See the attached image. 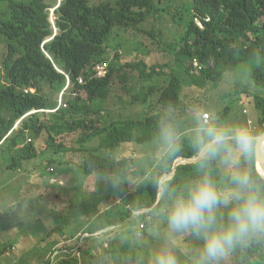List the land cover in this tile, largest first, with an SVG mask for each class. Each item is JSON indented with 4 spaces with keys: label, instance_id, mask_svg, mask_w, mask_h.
Listing matches in <instances>:
<instances>
[{
    "label": "trees",
    "instance_id": "16d2710c",
    "mask_svg": "<svg viewBox=\"0 0 264 264\" xmlns=\"http://www.w3.org/2000/svg\"><path fill=\"white\" fill-rule=\"evenodd\" d=\"M189 1L190 6L173 18L176 24L187 22L185 32L176 46H168L155 30L142 29L151 19L170 14V9L161 7L162 0H0V38L6 42L1 62L5 75L0 76V169L12 175L28 166L32 176L73 173L83 179L68 214L89 216L83 230L87 227L91 236L125 222L138 225L147 215L134 217L135 213L161 205L155 206L158 196L150 183L137 188L129 177L153 171L141 169L137 161L149 143L161 105L172 103L178 110L194 105L183 100V75L196 87L217 86L226 73L242 70L250 54L264 51V0ZM117 30L147 35L154 50L163 52L168 61L148 64L152 48L147 44L145 58L122 61L121 47L112 49L109 44ZM109 49L114 52L110 62ZM105 64L102 72L99 67ZM254 79L264 87V68L255 70ZM124 96L142 107L138 118L116 120L105 108L110 99L122 101ZM254 102L260 113L256 125L264 128V97H254ZM216 111L227 120L231 108ZM190 157L186 148L171 159L168 176L177 159ZM192 174V164L180 165L175 178L182 182ZM109 176L118 177V182H108ZM18 202L0 212V233L20 225L15 220L26 211L21 212L23 204ZM58 231L68 241L76 238L75 233L70 237ZM22 243L20 239L13 245ZM55 247L59 256L73 250L53 240L45 255ZM48 260L46 264H51ZM261 261L264 244H257L237 253L232 264H264ZM59 264L78 263L73 258Z\"/></svg>",
    "mask_w": 264,
    "mask_h": 264
},
{
    "label": "clouds",
    "instance_id": "9594fccd",
    "mask_svg": "<svg viewBox=\"0 0 264 264\" xmlns=\"http://www.w3.org/2000/svg\"><path fill=\"white\" fill-rule=\"evenodd\" d=\"M264 68V51L253 52L242 73L249 91L256 90L254 72ZM191 152L193 174L178 181L168 177V164L185 149ZM264 128L253 119L225 120L215 109L199 104L178 110L165 103L137 161L148 175L129 177L137 188L150 183L161 205L146 214L149 235L158 246L149 264H184L178 241L187 234V264H232L237 253L264 244ZM167 177V178H165ZM117 183L118 177L109 176ZM159 223H156V222ZM142 246V233H133Z\"/></svg>",
    "mask_w": 264,
    "mask_h": 264
},
{
    "label": "rangeland",
    "instance_id": "374dc122",
    "mask_svg": "<svg viewBox=\"0 0 264 264\" xmlns=\"http://www.w3.org/2000/svg\"><path fill=\"white\" fill-rule=\"evenodd\" d=\"M58 1L61 2L62 0ZM102 1L108 0H94V3ZM187 5L190 6L189 0H162L161 7L170 9V14L157 16L158 20L151 19L143 25L142 29L146 32L155 30L156 33H159L164 45L176 46L185 32L187 22L184 20L176 24L173 18L178 11H182V8ZM185 18L187 17L185 16ZM207 19L210 20V18ZM50 20L56 32L54 10L51 11ZM109 44L112 49L113 47H121V60L124 62L145 58L144 54L147 47L144 44L152 48V52L146 58L148 64H164L169 59L163 52L154 50L156 46L150 44V40L145 34H134L133 32L117 30L114 32ZM5 45V40L0 38V76L2 77L5 75L1 65L5 55ZM113 54L114 52L109 49L108 55L110 59L108 62L112 60ZM172 66L176 70L175 63ZM242 70L226 73L222 82L217 86L208 83L205 87H196L191 84L187 76L183 75L186 81L183 100L215 110L230 107L231 113L227 120L246 121L253 119L257 124L260 113L254 107V97H264V87L257 86L255 91H249L245 84V76ZM120 94L122 93L118 91V95ZM60 101H62V95ZM105 108L110 111L112 118L116 120L138 118L142 111V107L139 104L133 103L130 98L125 96L122 101L110 99L109 102L105 103ZM18 125L16 129L19 128ZM97 143L95 142L94 145ZM1 157L0 153V159ZM27 172L28 166H26L24 171L21 170L19 174H30ZM35 174V176L28 175L25 179L22 176L13 179V182H16L19 178V180H24L26 187L23 193H20L17 189L13 190V186L11 190L0 189V211H6L20 203L18 200L23 204L21 212L24 213L26 211L22 219L16 218L15 222L20 223L16 230L9 233H0V264H43L41 261L46 264L49 261L48 259H51V264H59L64 259L73 258L77 260L78 264H149L150 252L158 246L159 242L149 235L151 229L140 231L139 225L144 222L143 220L140 219L138 225L125 222L115 228L106 229V232H99L91 236L87 233V227L85 231L83 230L84 224L88 223L85 217L84 219L83 217H75L70 213V215L68 214L69 205L77 201L75 198L76 190L83 179L76 178L73 173L61 176ZM10 175L8 174V176ZM6 181V176L0 169V184L3 185ZM5 193L11 194V202L5 201ZM56 195H60V198L58 196L54 200ZM52 201H54L53 205H51ZM50 206L53 207L51 208ZM137 216H140L138 212L135 213L134 217ZM71 220H73L72 223H70ZM80 223L82 224L80 225ZM54 227H59L60 231L65 232L70 237H73L75 233L76 238H73L72 241H68L67 236H58L62 245H67L69 249H73L70 255L61 254L59 256L58 247L51 249L52 251L45 255L48 250L50 251L52 241L54 239L58 240L52 234ZM135 232L142 233V246L134 244L133 233ZM78 233L80 234L78 237L81 238L80 242L79 239L77 240ZM103 235L106 236V239L102 241L99 238V241L98 236L101 237ZM20 239H23L22 245L19 247L14 246L13 244ZM66 242L69 243L66 244ZM178 245L179 254L184 260V264H187V249L190 246L195 247V242L185 234L178 241ZM80 247L82 250H79ZM85 250L91 252L95 257L93 258L91 254L85 253ZM105 250L112 253L107 254ZM263 262L261 261V263Z\"/></svg>",
    "mask_w": 264,
    "mask_h": 264
},
{
    "label": "crops",
    "instance_id": "0c3cea01",
    "mask_svg": "<svg viewBox=\"0 0 264 264\" xmlns=\"http://www.w3.org/2000/svg\"><path fill=\"white\" fill-rule=\"evenodd\" d=\"M175 164V163H174ZM180 166V165H179ZM29 174H12V175H10V176H8V175H6L5 174V176H6V179H7V181L3 184V185H1L0 184V189H8V190H11V188H12V186H13V190L14 189H17L20 193H23V191L25 190V187H26V184H25V182H24V180H17L16 182H13V179L15 178V177H18V176H22V178H26L27 176H28ZM59 176V175H58ZM61 176V175H60ZM55 178V177H54ZM10 181V182H9ZM18 182H22V183H18ZM5 191V190H4ZM5 195V201L6 202H11L12 201V199H11V194H9L8 195V193H5L4 194ZM21 196V195H20ZM58 198V195H56L55 196V198H54V200L55 199H57ZM53 202L54 201H52L51 202V205H53ZM51 208L53 207V206H50ZM3 209V208H2ZM10 209V208H9ZM1 212V211H0ZM85 217V216H84ZM83 217V218H84ZM89 217V216H88ZM86 218V217H85ZM84 218V219H85ZM90 221V220H89ZM58 228V227H57ZM54 230V231H53ZM52 231V234H54V236H56L57 238H58V240H60V238L58 237V229H56V227H54V229H53ZM80 234L78 233L77 234V237L79 236ZM65 236V235H64ZM103 236H105V235H103ZM103 236H101V237H103ZM66 237V236H65ZM101 237H99L98 236V239L100 238L101 240H103L104 238H101ZM106 239V238H105ZM54 240H56V239H54ZM100 241V240H99ZM64 243V242H63Z\"/></svg>",
    "mask_w": 264,
    "mask_h": 264
},
{
    "label": "water",
    "instance_id": "95a60500",
    "mask_svg": "<svg viewBox=\"0 0 264 264\" xmlns=\"http://www.w3.org/2000/svg\"><path fill=\"white\" fill-rule=\"evenodd\" d=\"M50 40H52V39H50ZM50 40H49V41H50ZM19 123H20V122H19ZM19 123H18V124H19ZM260 160H261V161H264V156H261V157H260ZM187 164H188V165L193 164L192 159L179 158V159L175 162L174 167H173V171H172V173H171L168 177H175L176 172H177V167H178L179 165H187ZM165 178H167V177H165ZM160 202H161V199H160V197L158 196V198H157V202H156V205H155V206H157ZM151 210H152V209H151ZM151 210H143V211H140V212H138V215H142V214L150 213ZM103 232H106V231H103Z\"/></svg>",
    "mask_w": 264,
    "mask_h": 264
},
{
    "label": "built area",
    "instance_id": "2783aa9c",
    "mask_svg": "<svg viewBox=\"0 0 264 264\" xmlns=\"http://www.w3.org/2000/svg\"><path fill=\"white\" fill-rule=\"evenodd\" d=\"M198 24H200V21H196ZM105 67L106 65H102L99 67V69L103 72L105 71ZM31 92H34V91H31ZM26 93H29L28 91H26ZM152 222L150 218L146 217L144 222H142L140 225H139V228H140V231H144L147 229V225L148 223Z\"/></svg>",
    "mask_w": 264,
    "mask_h": 264
},
{
    "label": "bare ground",
    "instance_id": "6f19581e",
    "mask_svg": "<svg viewBox=\"0 0 264 264\" xmlns=\"http://www.w3.org/2000/svg\"><path fill=\"white\" fill-rule=\"evenodd\" d=\"M196 21H200V24H198V23H197V24H198L199 27L203 28V25H204V24H203L202 20H198V19H196ZM207 21H209V19H207ZM177 160H178V159H177ZM177 160H176V161H177ZM78 254H79V253H78Z\"/></svg>",
    "mask_w": 264,
    "mask_h": 264
}]
</instances>
